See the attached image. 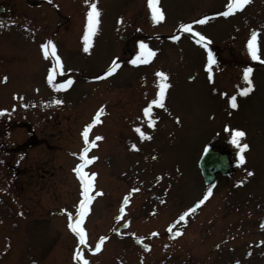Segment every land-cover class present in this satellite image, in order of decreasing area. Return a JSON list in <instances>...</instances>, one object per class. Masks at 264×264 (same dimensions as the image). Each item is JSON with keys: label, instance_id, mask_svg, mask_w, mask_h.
<instances>
[{"label": "rangeland", "instance_id": "1", "mask_svg": "<svg viewBox=\"0 0 264 264\" xmlns=\"http://www.w3.org/2000/svg\"><path fill=\"white\" fill-rule=\"evenodd\" d=\"M26 2L0 0V110H7L0 115V264H77L67 212L75 216L82 187L73 169L83 129L101 108L89 131L90 141L102 138L88 152L97 159L84 169L96 173L79 246L89 264H264V67L242 51L248 33L258 32L264 59V0H249L227 19L219 14L226 0H158L159 22L148 0H28L40 4L36 10ZM91 3L100 15L85 51ZM206 12L216 13L192 28L218 48L211 78L209 50L180 27ZM48 40L63 66L53 84L71 78L67 88L48 82L55 64L41 49ZM141 42L157 52L132 64ZM114 60L122 67L105 76ZM245 68L253 87L241 95ZM160 71L169 87L150 127L143 108L156 98ZM226 126L246 134L245 163L218 176L204 204L180 221L208 191L197 168L204 147L238 151ZM103 236L101 250L89 251Z\"/></svg>", "mask_w": 264, "mask_h": 264}, {"label": "snow or ice", "instance_id": "2", "mask_svg": "<svg viewBox=\"0 0 264 264\" xmlns=\"http://www.w3.org/2000/svg\"><path fill=\"white\" fill-rule=\"evenodd\" d=\"M85 4L90 3V0H84ZM247 3H249V0H228V3L226 4V10L222 13H219L220 15L223 16H228L230 14H233L237 10L242 9ZM158 0H148V5L149 8L152 11V19L154 22H159L164 19V14L162 10L157 6ZM100 15L99 9L96 7L95 3H91V6L87 12V25H86V31L83 36L84 40V50L88 51L89 45L91 43V38L93 34L97 31V25L99 23L98 17ZM208 20V17L205 16L203 19L196 21V23L203 24ZM180 27L183 29L184 32L186 33H193L194 29L192 28L191 24H181ZM195 35L199 37V39L196 40L197 44L203 43L204 47L207 48V38L203 36L199 32H195ZM173 40L177 39V37L173 36ZM41 49L43 52V55L45 58L51 57L54 61L55 64L50 69L48 73V82L50 84H53V80L57 74V70H62V63L60 57L57 55V50H56V45L52 40H48L46 43L41 45ZM140 53L137 55V58L133 59L131 61L132 64H139V63H146L148 62L153 56H154V51L150 49L146 44L141 42L140 44ZM247 49L248 52L250 53L251 57L253 60H260L261 57L258 54L259 53V44H258V37L255 32L252 33L250 38L247 41ZM216 61L213 57L212 52L209 50L208 51V63H207V68L209 72V78H211V66L215 64ZM119 67L118 63L114 60L111 64V66L107 69V71L104 73L105 76L112 74L113 72L116 71V69ZM252 69L251 68H245L243 72V79L247 82V87L241 88L240 89V94L241 95H246L252 90V81L250 79V73ZM157 78H158V92L156 95V98L151 100L146 107L143 108V115L147 117V123L150 127L155 126V119L153 118V106H159L160 108H164V99H165V92L166 89L169 87V85L166 83L167 81V74L160 71L156 73ZM98 79L100 77H97ZM6 81V77L3 78ZM71 78H68L67 80L64 81L63 84L61 85H56L53 84V87L55 88H67L69 85L72 84ZM54 103H61V101H54ZM229 104L231 108H236L237 107V98L235 95L231 96L229 98ZM5 111L7 110H0V115H2ZM103 112V108L97 111L96 117L92 120V122L88 125L85 126L82 132V138L84 141V148L82 151L79 153V159L81 160V163L78 164L73 171L77 174V176L80 179L81 182V187H82V193L81 196L82 198L78 202V207L75 212V216L71 212H67L69 224L68 227L71 229L73 233L78 237V248L74 252L73 259L81 262V264H89V261L85 258L82 250L80 249L79 246L85 245L86 244V230L82 226L85 217L88 215L90 211V204L93 200V196L90 195V193L93 190L94 187V180L93 178L96 176V173H87L84 171L85 167L89 164H91L94 160L97 159L95 156H89L88 152L90 150V147L95 146V140L102 139L101 137L97 136L95 140H89V131L95 125L96 123L100 122V116ZM178 120V118H177ZM135 131L139 134L141 139H151V136L144 132L141 128L137 127ZM225 131H229L231 134V143L235 145L237 148V164H244L245 163V156H244V151L249 147L247 143H242L241 138H243L246 134L239 129H229L227 126L225 128ZM132 147L135 149L136 145L133 144ZM73 155H76L75 153ZM251 175V173H249ZM133 191H136V189H133ZM102 194V193H97ZM130 195V194H129ZM211 195V189L209 188L207 193L199 200L197 201L196 205L193 207L188 208L182 215H180L179 220L184 221L185 218L190 214L195 211L196 208H198L200 205L204 204V202L209 198ZM129 202V196L126 195L124 197V204H127ZM66 211V210H64ZM124 208L121 207L120 212L123 213ZM120 217L118 216L117 219ZM125 227H127V222H125ZM172 229L169 228V231ZM177 236L181 234L179 230L176 231L175 233ZM156 235V233H154ZM107 236L100 237V240L96 243L95 248H89L88 250L91 252H99L101 250V245L102 243L107 240Z\"/></svg>", "mask_w": 264, "mask_h": 264}, {"label": "water", "instance_id": "3", "mask_svg": "<svg viewBox=\"0 0 264 264\" xmlns=\"http://www.w3.org/2000/svg\"><path fill=\"white\" fill-rule=\"evenodd\" d=\"M200 167L207 183L211 182L216 173H225L229 169L228 159L219 152L210 151L200 161Z\"/></svg>", "mask_w": 264, "mask_h": 264}]
</instances>
